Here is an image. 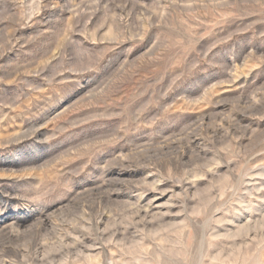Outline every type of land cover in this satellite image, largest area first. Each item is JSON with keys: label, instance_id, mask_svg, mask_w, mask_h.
I'll list each match as a JSON object with an SVG mask.
<instances>
[{"label": "rangeland", "instance_id": "374dc122", "mask_svg": "<svg viewBox=\"0 0 264 264\" xmlns=\"http://www.w3.org/2000/svg\"><path fill=\"white\" fill-rule=\"evenodd\" d=\"M115 263L264 264V0H0V264Z\"/></svg>", "mask_w": 264, "mask_h": 264}, {"label": "bare ground", "instance_id": "6f19581e", "mask_svg": "<svg viewBox=\"0 0 264 264\" xmlns=\"http://www.w3.org/2000/svg\"><path fill=\"white\" fill-rule=\"evenodd\" d=\"M84 242H85V241H84ZM84 245H85V244H84ZM84 245L80 244L81 247H84ZM89 247H90V246H89ZM89 247H86V248H89ZM103 253H104L103 255L105 256V255H106V252H105L104 250H103ZM89 257H91V255H90ZM92 257H93V256H92ZM92 257H91V258H92ZM94 258H95V256H94ZM112 259H113V258H112ZM91 260H92V259H91ZM104 260H106V259H104ZM108 261H109V260H108ZM104 262H105V261H104ZM115 264H116V263H115Z\"/></svg>", "mask_w": 264, "mask_h": 264}]
</instances>
